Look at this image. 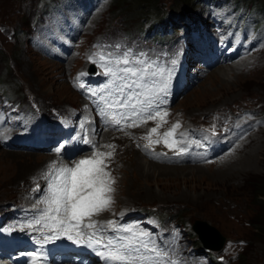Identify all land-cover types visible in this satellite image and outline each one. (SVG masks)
Listing matches in <instances>:
<instances>
[{
  "label": "rangeland",
  "instance_id": "374dc122",
  "mask_svg": "<svg viewBox=\"0 0 264 264\" xmlns=\"http://www.w3.org/2000/svg\"><path fill=\"white\" fill-rule=\"evenodd\" d=\"M46 1L0 0V95L19 102L18 106L17 103L6 105L0 99V207L8 210V205L23 202L28 189L37 183L52 161L57 166L62 160L70 161L74 167L79 161L76 157L90 158L95 150L112 151L113 156L106 162L115 183L111 207L101 213L104 218L124 212L155 211L165 220L184 227L186 246L193 245L201 252L214 250L217 259L226 264H235L234 256L238 253L245 255V264H264V230L254 234L248 225L256 211L251 200L257 181L264 178V0H229L217 8L208 3L201 6V0H193L191 11L180 12L179 18H186L188 24L196 20L203 25L198 19L201 16L208 22L200 31L204 37L193 39L182 31L178 41L169 47L171 54L166 61L152 60L162 68L172 69L171 86L163 105L171 114L159 133L179 122L177 136L183 133V139L190 140L184 154L189 158L186 162L178 161L181 156L163 144L144 148L147 141L142 137L156 126V121L120 131L107 126L104 117L101 123L105 132L93 144L95 149L91 146L73 156L71 143L65 152L62 150L57 155L56 148L70 141L79 130L64 135L65 119L58 128L48 125L51 119L59 120L53 118L50 110L54 108L63 114L75 108L79 113L83 111L80 94L91 95L89 89L103 87L108 79L95 63L97 75L87 76L88 64L92 63L89 57L117 52L100 47L103 34L118 36L113 41H120V31L138 28L144 20L140 17L138 0L126 1L121 12L117 11L121 3H114L115 0H74L64 9L52 11L45 9ZM156 2L153 11L162 16L177 12L182 0ZM152 12L147 13L153 16ZM73 16L83 24L77 36L71 37L67 44L65 37L47 41L42 46L44 51L38 47V37L47 35V29L67 26L65 23ZM255 20L258 22L254 24ZM242 23L249 25L244 31L238 28ZM157 24H150L145 33L149 34ZM159 24L168 30L166 22ZM52 43L64 53V59L48 52L54 51L49 46H54ZM248 44L249 50L242 53ZM190 52L199 54L198 58H191ZM218 52L226 57L225 62L214 66ZM192 68L196 70L192 72ZM80 73L85 75L77 82ZM79 83L85 87L80 88ZM93 110L99 113L97 107ZM214 116L229 133L225 144L235 138L242 142L222 160L196 165L195 157L210 158L196 150L211 131ZM41 126L47 127L48 132L40 134ZM24 132L32 137L25 138ZM157 138L158 134L152 136L153 140ZM47 139L58 142L46 151L26 148L33 141L49 143ZM109 144L114 148L101 147ZM35 158L41 160L35 164ZM200 223L222 237L221 251L216 250L220 241L214 247L202 244L193 227ZM199 228L207 231L201 225ZM207 242L210 244L209 239ZM182 264H194L193 259L187 257Z\"/></svg>",
  "mask_w": 264,
  "mask_h": 264
},
{
  "label": "snow or ice",
  "instance_id": "6c2138e0",
  "mask_svg": "<svg viewBox=\"0 0 264 264\" xmlns=\"http://www.w3.org/2000/svg\"><path fill=\"white\" fill-rule=\"evenodd\" d=\"M89 60L108 78L103 87L88 90L97 98L93 103L107 124L123 131L156 121V126L142 137L147 141L144 148L163 144L178 156L183 155L186 141L183 133L177 136L179 122L159 133L162 125L167 123L168 112L163 105L171 86L172 69L162 68L146 54H135L130 50L93 54ZM83 75L85 73L76 77L77 82ZM79 87L85 85L79 83ZM154 134H158L155 140L152 139ZM81 139L90 143L87 138ZM93 147L95 149L96 145ZM101 147L114 148L111 144ZM62 149V145L56 148L57 155ZM112 156V151L95 150L90 158L80 159L74 167L57 166L55 161L49 165L43 174L47 184L45 195L38 201L43 207L39 216L27 225L41 234V239L35 241L40 247L27 253L32 257V264L42 258L40 248L44 244L62 237L92 250L104 264H177L175 260L167 259V253L156 246L147 232L120 225L114 220L98 223L92 219L112 204L115 180L107 170L106 162Z\"/></svg>",
  "mask_w": 264,
  "mask_h": 264
},
{
  "label": "trees",
  "instance_id": "16d2710c",
  "mask_svg": "<svg viewBox=\"0 0 264 264\" xmlns=\"http://www.w3.org/2000/svg\"><path fill=\"white\" fill-rule=\"evenodd\" d=\"M126 1H135V0H115L114 3H121L117 7V11H122L125 9ZM157 0H138V6H139V12L141 19L144 20V22L150 21V19H162L167 18L165 16H169L170 18L175 17L180 14V12H190L193 8V0H182V3L180 4L177 12H171L163 14L162 16L160 14L154 13V9L156 8V5H158L156 2ZM153 11V12H152ZM147 12L154 13L153 16ZM184 12V13H185ZM149 15V18L145 19V16ZM144 17V18H143ZM252 206L256 208V211L254 212L253 216L248 220V225L252 229L251 231L254 234H259L264 230V178L259 179L257 181V185L255 187V193H253V198L251 200ZM197 246V245H196ZM244 254L238 253L236 256V263L235 264H245V258Z\"/></svg>",
  "mask_w": 264,
  "mask_h": 264
},
{
  "label": "bare ground",
  "instance_id": "6f19581e",
  "mask_svg": "<svg viewBox=\"0 0 264 264\" xmlns=\"http://www.w3.org/2000/svg\"><path fill=\"white\" fill-rule=\"evenodd\" d=\"M78 25H79V21L78 20H74L70 25H67V26H63L61 28H53L47 35H45L42 39L39 40V46L42 47L43 45H45V43L47 41H50V40H55L56 38H59V37H65V40L66 42L69 40L70 37L74 36L77 32H78ZM67 29H70L71 32L70 33H66L64 32V30H67ZM65 45V44H64ZM44 48V47H42ZM245 51V50H244ZM107 135V133H106ZM103 137H105V135H103ZM88 145L87 143L85 144H80V148H87ZM1 158V157H0ZM41 160V158H35V164L38 163L39 161ZM52 161V160H51ZM53 162V161H52ZM3 163V162H1ZM34 164V163H33ZM60 164H63V165H67L69 167H73L71 166V163L70 161L66 162L65 160H62L60 161ZM148 170V169H147ZM148 172V171H146ZM6 176V175H5ZM7 177V176H6ZM5 178V177H4ZM10 180V179H8ZM7 180V181H8ZM3 182V181H2ZM20 199V198H19ZM6 213V211H5ZM109 218V217H108ZM104 219V218H103ZM195 229L199 235V237L201 238V241L205 243V245L207 247H214L216 245V242L217 241H220V239L218 238V236H216L215 234H213L212 231H210L211 233L209 234H206V232L202 231L200 228H199V225H196L195 226ZM212 234V235H210ZM210 240V244H208L207 240ZM218 244V243H217Z\"/></svg>",
  "mask_w": 264,
  "mask_h": 264
},
{
  "label": "water",
  "instance_id": "95a60500",
  "mask_svg": "<svg viewBox=\"0 0 264 264\" xmlns=\"http://www.w3.org/2000/svg\"><path fill=\"white\" fill-rule=\"evenodd\" d=\"M196 225H201V226H203L204 228H207V232H209V233H211L210 231H212L211 229H209L207 226H205V225L202 224V223H200V224H195V225L193 226L195 231H196V229H195V226H196ZM196 232H197V231H196ZM213 233H214L216 236H218V238L220 239V245H219V247H218V249H220V248L222 247L223 239H222V237H221L216 231H213ZM200 239H201V238H200ZM203 245L206 246L204 242H203ZM218 249H216V250H218Z\"/></svg>",
  "mask_w": 264,
  "mask_h": 264
}]
</instances>
